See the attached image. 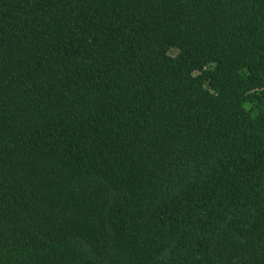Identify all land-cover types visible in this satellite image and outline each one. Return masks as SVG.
<instances>
[{
    "label": "trees",
    "instance_id": "16d2710c",
    "mask_svg": "<svg viewBox=\"0 0 264 264\" xmlns=\"http://www.w3.org/2000/svg\"><path fill=\"white\" fill-rule=\"evenodd\" d=\"M0 264H264V0H0Z\"/></svg>",
    "mask_w": 264,
    "mask_h": 264
},
{
    "label": "rangeland",
    "instance_id": "374dc122",
    "mask_svg": "<svg viewBox=\"0 0 264 264\" xmlns=\"http://www.w3.org/2000/svg\"><path fill=\"white\" fill-rule=\"evenodd\" d=\"M172 53H173V54H175V53H176V51H173Z\"/></svg>",
    "mask_w": 264,
    "mask_h": 264
}]
</instances>
